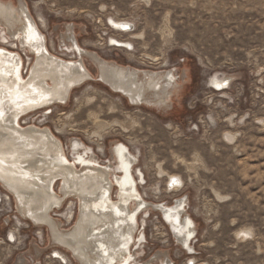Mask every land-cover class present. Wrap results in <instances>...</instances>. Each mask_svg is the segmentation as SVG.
Segmentation results:
<instances>
[{"label":"rangeland","instance_id":"374dc122","mask_svg":"<svg viewBox=\"0 0 264 264\" xmlns=\"http://www.w3.org/2000/svg\"><path fill=\"white\" fill-rule=\"evenodd\" d=\"M24 1L54 55L71 58L69 43L60 44V38L65 27L74 26L82 48L124 66L169 70L182 85L166 117L129 107L89 82L72 91L65 108L23 120L48 127L68 156V143L77 139L99 161L113 165L110 147L125 144L137 157L134 175L143 178L138 189L146 202L169 206L187 197L197 233L194 256L177 247L150 211L139 217L149 247L140 248L137 259L165 250L176 264L188 258L199 264H264V0ZM119 24H126L127 32ZM2 37L0 32L4 48L16 49L14 40ZM113 40L129 49L110 45ZM17 52L30 64L25 51ZM83 59L93 73L92 62ZM226 76L234 77L227 88L214 87L215 78ZM2 187L0 264H14L19 256L25 264H76L63 249L52 257L47 230L22 219ZM76 207L75 201L66 203L52 216L68 228Z\"/></svg>","mask_w":264,"mask_h":264},{"label":"bare ground","instance_id":"6f19581e","mask_svg":"<svg viewBox=\"0 0 264 264\" xmlns=\"http://www.w3.org/2000/svg\"><path fill=\"white\" fill-rule=\"evenodd\" d=\"M36 22L24 0H0L2 39L16 44V49L0 45V184L14 197L22 219L37 230H47L53 258L63 249L76 264H168L165 250L137 259V251L145 249L142 243L147 241L139 217L151 211L159 215L179 248L194 255L192 241L197 233L186 211L187 197H178L169 206L144 201L138 189L143 178L134 175L138 160L125 144L110 147L113 165L101 163L94 151L77 139L68 143L69 154L74 153L68 156L48 127L23 121L39 111L65 108L72 91L89 82L103 85L129 107L166 117L173 98L181 93L180 82L169 70L124 66L82 48L74 26L65 27L60 38V44L69 43L67 51L71 52V58L64 60L49 51ZM126 27L117 26L123 32ZM18 49L31 57L25 75ZM83 58L92 62L93 73ZM233 78H215L212 84L225 89ZM74 201L77 211L66 228L52 213ZM139 228L144 233L140 234ZM35 251L39 253L37 247ZM25 261L19 256L14 264Z\"/></svg>","mask_w":264,"mask_h":264},{"label":"built area","instance_id":"2783aa9c","mask_svg":"<svg viewBox=\"0 0 264 264\" xmlns=\"http://www.w3.org/2000/svg\"><path fill=\"white\" fill-rule=\"evenodd\" d=\"M169 187H171L172 189H174L175 187H176V184H175V182H172L171 183V181L169 182ZM175 243H176V241H175ZM142 245H147V248L149 247V245H148V242H146L145 244L144 243H142ZM176 245H177V247L179 248V246H178V244L176 243ZM151 247V246H150ZM180 249V248H179ZM181 250V249H180ZM182 251V250H181ZM151 252H156V251H150V253ZM183 252V251H182ZM149 253V254H150ZM184 253V252H183ZM186 256H188V257H191V256H194V255H189L188 253L186 254V253H184ZM168 258H169V262H168V264H176L175 263V261L173 260V257L172 256H170L169 254H168ZM185 264H199L195 259H193V258H188V259H186V261H185ZM203 264H205V263H203Z\"/></svg>","mask_w":264,"mask_h":264},{"label":"flooded vegetation","instance_id":"af4514ba","mask_svg":"<svg viewBox=\"0 0 264 264\" xmlns=\"http://www.w3.org/2000/svg\"><path fill=\"white\" fill-rule=\"evenodd\" d=\"M83 149H81L80 151H82ZM80 151H78V152H80ZM94 151V150H93ZM78 152H76V153H78ZM74 155V153H71V156H73ZM101 163H104V162H101ZM57 252H59V251H57ZM60 253V252H59Z\"/></svg>","mask_w":264,"mask_h":264}]
</instances>
